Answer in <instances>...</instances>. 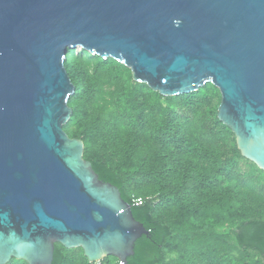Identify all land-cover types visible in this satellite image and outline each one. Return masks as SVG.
Listing matches in <instances>:
<instances>
[{"label": "water", "instance_id": "obj_1", "mask_svg": "<svg viewBox=\"0 0 264 264\" xmlns=\"http://www.w3.org/2000/svg\"><path fill=\"white\" fill-rule=\"evenodd\" d=\"M78 47L163 97L210 82L218 119L264 171V0H0V264H53L56 244L127 264L149 235L64 131Z\"/></svg>", "mask_w": 264, "mask_h": 264}, {"label": "trees", "instance_id": "obj_2", "mask_svg": "<svg viewBox=\"0 0 264 264\" xmlns=\"http://www.w3.org/2000/svg\"><path fill=\"white\" fill-rule=\"evenodd\" d=\"M65 69L76 91L64 131L84 142L85 160L149 231L127 264H264V171L241 155L218 109L209 117L207 88L220 96L216 87L163 97L84 50H69ZM53 264L92 263L56 244Z\"/></svg>", "mask_w": 264, "mask_h": 264}, {"label": "rangeland", "instance_id": "obj_3", "mask_svg": "<svg viewBox=\"0 0 264 264\" xmlns=\"http://www.w3.org/2000/svg\"><path fill=\"white\" fill-rule=\"evenodd\" d=\"M75 51L76 52H81V51H83L82 50V48L81 47H78V48H76L75 49ZM208 84H211L210 82H208V83H206V85H208ZM205 85V86H206ZM204 86V87H205ZM203 88V87H202ZM202 88H200V89H202ZM199 89V90H200ZM219 91V90H218ZM207 92H208V98L210 99V104H209V106L213 109V112L212 113H209V117L210 118H213L214 117V115H215V109L217 110L218 109V107L220 106V103H221V94H220V96L219 95H216V96H214V91H212V89H211V87L209 86L208 88H207ZM220 93V92H219ZM217 113H218V111H217ZM217 116H218V114H217ZM233 166H234V169L235 168H242V169H244L243 168V166H242V164H240L237 160H234L233 161ZM168 257L169 258H172V257H175V253L174 252H171L169 255H168ZM96 264H99V263H96Z\"/></svg>", "mask_w": 264, "mask_h": 264}, {"label": "built area", "instance_id": "obj_4", "mask_svg": "<svg viewBox=\"0 0 264 264\" xmlns=\"http://www.w3.org/2000/svg\"><path fill=\"white\" fill-rule=\"evenodd\" d=\"M136 204L138 205V206H140V205H142V201L141 200H138L137 202H136ZM122 264V263H121Z\"/></svg>", "mask_w": 264, "mask_h": 264}]
</instances>
